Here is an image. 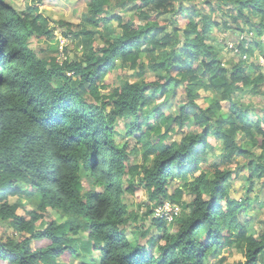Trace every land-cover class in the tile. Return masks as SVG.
Returning a JSON list of instances; mask_svg holds the SVG:
<instances>
[{
	"label": "clouds",
	"instance_id": "clouds-1",
	"mask_svg": "<svg viewBox=\"0 0 264 264\" xmlns=\"http://www.w3.org/2000/svg\"><path fill=\"white\" fill-rule=\"evenodd\" d=\"M0 264H264V0H0Z\"/></svg>",
	"mask_w": 264,
	"mask_h": 264
}]
</instances>
